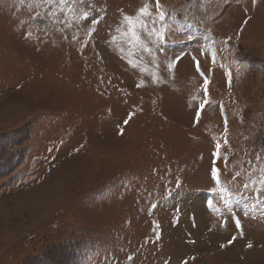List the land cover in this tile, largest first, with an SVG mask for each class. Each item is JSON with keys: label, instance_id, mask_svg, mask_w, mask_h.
Returning <instances> with one entry per match:
<instances>
[{"label": "rangeland", "instance_id": "1", "mask_svg": "<svg viewBox=\"0 0 264 264\" xmlns=\"http://www.w3.org/2000/svg\"><path fill=\"white\" fill-rule=\"evenodd\" d=\"M6 147L0 264H264V0H0Z\"/></svg>", "mask_w": 264, "mask_h": 264}, {"label": "snow or ice", "instance_id": "2", "mask_svg": "<svg viewBox=\"0 0 264 264\" xmlns=\"http://www.w3.org/2000/svg\"><path fill=\"white\" fill-rule=\"evenodd\" d=\"M157 7H159V3H157ZM143 11V10H142ZM163 18V16H161V19ZM207 81H205V85H207ZM204 105H201V108H203ZM197 116L199 117V112L197 113ZM125 123H127V121H125ZM219 147V145L217 146ZM217 177V172L215 169H213V178L215 179ZM210 203V202H209Z\"/></svg>", "mask_w": 264, "mask_h": 264}, {"label": "trees", "instance_id": "3", "mask_svg": "<svg viewBox=\"0 0 264 264\" xmlns=\"http://www.w3.org/2000/svg\"><path fill=\"white\" fill-rule=\"evenodd\" d=\"M10 148H11V147H9V148L6 147L5 149H3L4 152L2 151L3 153H2L0 156H3V155L5 156V154L8 153V152L10 151ZM2 160H4V159H2ZM1 163H2V162H0V164H1Z\"/></svg>", "mask_w": 264, "mask_h": 264}]
</instances>
